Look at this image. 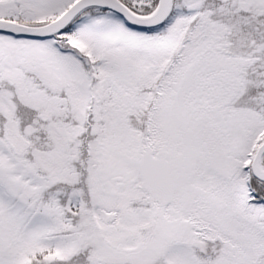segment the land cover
<instances>
[{
  "label": "snow or ice",
  "instance_id": "obj_1",
  "mask_svg": "<svg viewBox=\"0 0 264 264\" xmlns=\"http://www.w3.org/2000/svg\"><path fill=\"white\" fill-rule=\"evenodd\" d=\"M0 264H264V0H0Z\"/></svg>",
  "mask_w": 264,
  "mask_h": 264
}]
</instances>
